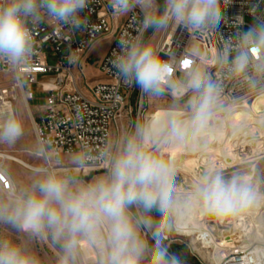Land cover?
<instances>
[{"label":"clouds","instance_id":"1","mask_svg":"<svg viewBox=\"0 0 264 264\" xmlns=\"http://www.w3.org/2000/svg\"><path fill=\"white\" fill-rule=\"evenodd\" d=\"M91 2L0 0V65L12 72L17 87L27 85L21 69L36 55V29L51 24L83 31L88 19L82 14ZM232 3L110 0L117 15L135 16L139 10L137 35H122L112 54L115 74L148 101L168 103L142 114L100 148L82 145L67 165L54 163L50 144L37 143L32 152L43 163L27 179L0 160V264H43L36 246L44 241L55 249L56 264H92L90 253L94 264H187L185 254L171 251L178 221L194 212L237 217L264 204V175L250 174L247 166L204 169L191 190L180 191L178 168L163 154L165 147L194 138L207 152L231 117V110L220 115L228 90L264 96V0H248L253 22L245 29L244 17L237 15L225 35L221 26ZM171 28L196 38L216 34L220 46L206 55L193 44L182 59L176 52L165 59L144 35ZM25 131L20 107L0 114V146L15 147ZM98 167L101 175L84 176ZM259 247L264 258V245Z\"/></svg>","mask_w":264,"mask_h":264},{"label":"built area","instance_id":"2","mask_svg":"<svg viewBox=\"0 0 264 264\" xmlns=\"http://www.w3.org/2000/svg\"><path fill=\"white\" fill-rule=\"evenodd\" d=\"M247 3L248 0H233L226 9L228 22L221 26L225 35L233 31L231 22L237 15L244 17L245 29L253 22L248 14ZM82 15L88 19V26L83 31L72 33L60 26L40 25L35 31L37 51L33 62L21 69L27 74V85L24 88L14 83L12 85V90L19 91L29 105V117L37 143L50 144L53 149L51 155L56 158V162L63 155H71L82 145L102 147L111 138L113 129L119 125L126 107L137 93L140 108L143 107L144 96L140 90L121 81L111 65L113 52L119 51L118 39L125 34L137 35L136 17L139 16V10H136L135 16L133 13L120 16L115 14L110 0H92ZM149 33H145L144 39ZM108 36L113 37L112 42L98 64L103 80L93 82L86 74L89 54L98 41ZM220 42L221 38L216 34L209 38H196L171 28L162 35L157 47L165 59L172 52H176L178 58L182 59L185 51L193 44H198L206 55H211L212 50L220 46ZM0 74L13 79L12 72L6 66L0 65ZM40 76H51L52 79L40 82ZM80 82L86 83L85 91L80 89ZM37 88L46 98L42 105L32 109L30 103L36 100ZM123 90L127 91L125 95L122 94ZM257 97L239 89H230L225 95L224 104L228 109L252 106ZM7 102L13 103L9 98V90L2 88L0 114H3L2 107ZM0 160L6 161L2 154ZM97 171H103V168L88 169L84 175ZM216 220L217 217L214 220L207 218L204 226L208 231L201 239L200 236L198 238L203 250L202 264H264L260 244H248L241 240L227 243L214 236L215 231L208 224H217ZM217 244L221 247H216ZM91 261L94 264L95 254Z\"/></svg>","mask_w":264,"mask_h":264},{"label":"rangeland","instance_id":"3","mask_svg":"<svg viewBox=\"0 0 264 264\" xmlns=\"http://www.w3.org/2000/svg\"><path fill=\"white\" fill-rule=\"evenodd\" d=\"M164 33L165 32L153 33L150 31V33L146 36L145 40H147V41H149L152 44L157 46L159 44V42L161 41L162 35ZM108 44H109V40H106L105 42L95 46V48H93L89 54V61L87 63V67H86V74H87L88 79L92 80L93 82L103 80V76L99 72L98 61H99L100 57L102 56V54L105 52ZM51 79H52L51 76H40L39 77L40 82H49ZM13 83L14 82H13V79L11 77L0 74V90L2 88H6L7 90H9V98H10V100L13 101L14 107L18 106L21 108L22 113H23V117H24V121H25L26 131H25L24 137L15 145V147L7 148L5 146H0V154L8 153L12 156H17L20 159H22L23 161H25V162L33 165V166L38 167L43 163V161L40 158L36 157L32 152L34 146L37 144L36 134H35L33 125L30 121L29 112H28V109L26 106V101L24 100L22 94L19 91L15 92L12 90ZM79 87L81 90L85 91L87 88V85L85 82H80ZM136 89H137V91L139 90L138 87H136ZM36 90H37L36 100L32 101L30 103V107L32 109L37 107V106L42 105L44 103V99L46 98V96L40 92L39 88H37ZM126 93H127L126 90L122 91L123 95H125ZM137 94L132 98L128 107H126V110L123 114L122 120L119 122V125L113 129L111 138L118 135V134H121L133 121H135L142 114L155 112L168 103L167 98L164 100L153 103V102L148 101L144 97L143 107L140 108V98H138ZM233 109H235V108H233ZM233 109H231V108L228 109V106L225 105V109L220 114L221 117H223L228 110H231V112H232ZM223 125L228 126V121L223 122ZM253 134L259 135L258 132H254ZM229 137H230V131L227 130L221 139V143L223 145L225 143H227V141H229ZM194 141H196V142H194ZM198 144H199L198 141L196 139H193V142H191L187 145L188 147H191L190 150L189 151L187 150L183 154H182V152L184 151L183 148L175 147V149L174 150L171 149V151L169 153L167 152V150H165V149H169L173 145H169L168 147H165L163 149V154H164L165 158L174 161L177 168H178L176 183H177V188L180 191L191 190L193 188V186L195 185V182L200 177L201 171H198L199 169H197L196 166H194L195 163H193V162H195V161L189 162L190 159H194L195 157H198V156H200V154L203 153V152H201V150H199L200 146ZM196 146L199 148H197ZM210 147L211 146L209 145L207 152H205L206 154H208V152L210 153V150L212 149V147H211V149H210ZM222 149L225 150L226 147H223ZM250 150L251 149H248V151L246 150L247 152L243 153L244 156L242 155V159H245V160H240L239 162H237V164H235L232 167L229 166V164H231L232 161H228V160L223 159L222 160L223 162H221L222 164L220 165V167L223 165V167H221V169L228 172V171H231V170L238 168V167L247 166V170L249 171L250 174L256 175L257 173H259L261 175H264V158H262V157H264V154H262V156L260 155V156L254 157L255 154H252V151H250ZM231 153H234V151H231ZM247 153H249V154H247ZM69 156L70 155H63L60 158V160H58L57 162L54 161V163L67 165ZM214 156L222 159L218 155H213V157ZM207 157H209V156H207ZM183 159L187 160V161H185L187 163L183 162L184 161ZM225 161H227V162H225ZM6 162L9 164V166L13 169V171L17 174L18 178H20V179H27L29 177L30 173L32 172V170L27 169V168H25V167H23L17 163L9 162L8 160H6ZM220 167H217V168H220ZM102 172L103 171L88 172L84 176L88 179H91L94 176L101 175ZM201 214L205 215L203 213H201ZM208 219L210 220L209 217H208ZM262 220H264V215L262 216ZM208 225H209V228H214L213 230L215 231V236L217 238H222V236L224 235V233L221 234L222 231H226V230L228 232L233 231L232 225L230 227L229 226L222 227L219 223H217V224L210 223ZM261 231H262L261 232L262 237L261 236L258 237V235L256 238H250L249 237V238H247L248 240H250L248 242V244L264 245V224H262ZM235 232L236 231H234V233ZM199 236H200V234H197V233H193L192 235H189V234H180L178 231H176L172 235V239L174 241V244L172 245L171 251L176 252L178 254H185L186 259H187V264H202V263H204V261L202 260L203 255H201V253H199L196 250V248L202 250V246L198 240ZM245 239H246V237L244 238V240ZM210 251L212 252V250H210ZM36 252L41 257L43 264H56V262H55L56 251L54 248H52L47 243V241H44V242L38 244L36 246ZM202 252H203V250H202Z\"/></svg>","mask_w":264,"mask_h":264},{"label":"bare ground","instance_id":"4","mask_svg":"<svg viewBox=\"0 0 264 264\" xmlns=\"http://www.w3.org/2000/svg\"><path fill=\"white\" fill-rule=\"evenodd\" d=\"M5 93H8V91H5ZM26 106L29 112L30 108L27 103H26ZM11 107H14L13 103L7 102L2 107V112L6 111L7 109ZM233 108H231L233 109V111L231 112V117L227 120L228 126L223 125L222 130L216 135L215 139L209 144L212 147V149L210 147L211 149L210 153L208 152V154H206L205 152H203L202 154H200V156L189 160V162L195 161L193 163H195L194 166H196V168L199 169L198 171L202 172V170L204 169H217V167H220V165L222 164L221 162H223L222 161L223 159L232 161L233 163L231 162V164H229V166L232 167L235 164H237V162H239L240 160H245V159H242V155L244 152H247L248 149H251L250 151H252V154H255L254 157H257L260 155L262 156V154H264V125H262L261 123L262 120H264V96H258L254 100L252 106H237ZM242 123L245 125L244 129L238 132L235 131L236 129L240 127ZM227 130L230 131L229 141H227V143L223 145L221 143V139ZM254 132H258L259 135H254L253 134ZM187 145L188 144L173 145L169 149H165V150H167V152L169 153L171 149L174 150L175 147L183 148L184 149V151L182 152L183 154L187 150L189 151L191 148V147H188ZM223 147H226V149L223 150L222 149ZM231 151H234V153H231ZM213 155H218L222 159L215 157V156L213 157ZM2 157L5 160H8L9 162L17 163L32 171L36 168V166H33L23 161L19 157L12 156L8 153L2 154ZM185 161L187 160H184L183 162ZM221 167H223V165ZM263 213H264V204H261L260 206L252 209L250 212L242 214L237 217H227V218L217 217L218 220H216V222L219 223L222 227H227V226L230 227L231 225L233 226L232 227L233 231H230V232H228L227 230L223 231L224 235L222 236V240L226 241L227 243L230 241L234 242V241H239V240L241 241L246 240V242H249L250 240L247 239L249 237L256 238L257 235L258 237L259 236L262 237L261 227H262V224H264V220H262V216L264 215ZM208 217H209L208 215H202L200 212H194L193 215L187 221H183V220L178 221L177 231L180 234H189V235H192L193 233H197V234H200V239H201V237H203L208 231L205 229V226H204V223ZM234 231L236 232L234 233ZM245 237L246 239L244 240ZM204 244L207 245V243H204ZM216 247H221V246L220 244H217ZM196 250L202 254L201 249L196 248ZM89 255H90V259H93L94 253H90Z\"/></svg>","mask_w":264,"mask_h":264},{"label":"crops","instance_id":"5","mask_svg":"<svg viewBox=\"0 0 264 264\" xmlns=\"http://www.w3.org/2000/svg\"><path fill=\"white\" fill-rule=\"evenodd\" d=\"M112 39H113L112 36H108V37H106V38H104V39L98 41V42L94 45L93 48H95V46H97V45H99V44L105 42L106 40H109V44L107 45L105 52H104V53L102 54V56L100 57V59H99V61H98V64H99V62L103 59V57L105 56V54L107 53V50H108V48H109V46H110V44H111V42H112Z\"/></svg>","mask_w":264,"mask_h":264},{"label":"snow or ice","instance_id":"6","mask_svg":"<svg viewBox=\"0 0 264 264\" xmlns=\"http://www.w3.org/2000/svg\"><path fill=\"white\" fill-rule=\"evenodd\" d=\"M183 64H184L185 67H187L190 64V61L189 60H185V61H183Z\"/></svg>","mask_w":264,"mask_h":264},{"label":"water","instance_id":"7","mask_svg":"<svg viewBox=\"0 0 264 264\" xmlns=\"http://www.w3.org/2000/svg\"><path fill=\"white\" fill-rule=\"evenodd\" d=\"M209 218H210V220H214L215 219V217H213V216H209Z\"/></svg>","mask_w":264,"mask_h":264}]
</instances>
